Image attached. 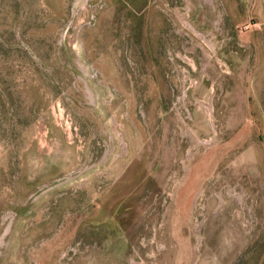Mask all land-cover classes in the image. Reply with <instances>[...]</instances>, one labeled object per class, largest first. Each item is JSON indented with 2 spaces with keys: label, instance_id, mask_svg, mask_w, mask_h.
<instances>
[{
  "label": "rangeland",
  "instance_id": "1",
  "mask_svg": "<svg viewBox=\"0 0 264 264\" xmlns=\"http://www.w3.org/2000/svg\"><path fill=\"white\" fill-rule=\"evenodd\" d=\"M0 264H264V0H0Z\"/></svg>",
  "mask_w": 264,
  "mask_h": 264
}]
</instances>
